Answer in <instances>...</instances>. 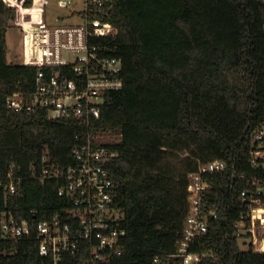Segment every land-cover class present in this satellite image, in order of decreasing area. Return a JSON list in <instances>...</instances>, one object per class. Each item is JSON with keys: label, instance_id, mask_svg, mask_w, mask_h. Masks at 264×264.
<instances>
[{"label": "trees", "instance_id": "1", "mask_svg": "<svg viewBox=\"0 0 264 264\" xmlns=\"http://www.w3.org/2000/svg\"><path fill=\"white\" fill-rule=\"evenodd\" d=\"M33 2L10 7L0 0V169L13 165L27 175L46 158L64 172L87 136L95 145L101 136H117L101 146L116 153L108 171L125 236L123 253L107 264H181L173 255L188 210V177L223 161L222 171L203 176L207 232L189 253L200 255L198 264H264L258 224L256 243L242 237L246 250L235 236L251 208L264 209V161L254 142L264 125V2L106 0L102 20L113 33L94 43L120 59L122 88L106 94L88 127L5 105L7 96L35 87L37 69L6 59V33ZM60 184L26 180L14 195L0 193V221L2 213L17 221L49 219L66 206L56 194ZM37 246L33 234L0 240V264H55ZM56 264H90L88 250L63 253Z\"/></svg>", "mask_w": 264, "mask_h": 264}, {"label": "built area", "instance_id": "2", "mask_svg": "<svg viewBox=\"0 0 264 264\" xmlns=\"http://www.w3.org/2000/svg\"><path fill=\"white\" fill-rule=\"evenodd\" d=\"M2 1L10 7L24 4V0ZM40 2L34 0L33 6ZM64 2L69 6L68 0ZM105 4L106 0H82L81 24L57 27L26 25L28 11H21L19 65L35 68L37 74L30 93L17 92L6 97L5 105L9 110H46L52 119L75 118L87 127L92 118L99 116L106 94L122 88L120 59L107 55L94 43L95 39L113 33V27L102 20L107 15ZM94 140L87 136L84 144L72 150L75 164L64 172L48 165L46 158L42 159L40 168L30 165L27 175L13 165L0 169L2 195H14L26 180H58L61 184L56 194L66 205L46 220L17 221L2 213L0 240L18 241L33 234L38 242V255L51 257L55 264L63 253L77 251L80 246L87 248L90 264H107L111 257L123 253L125 232L120 228L119 212L112 206V182L108 171L116 153L101 146L105 144L102 141L96 140V145L93 144ZM254 142L260 148L255 156L264 161V125L255 132ZM225 167L223 161H213L188 177V210L182 240L173 255L181 259V264H198L200 260V255L189 253V247L207 232L203 176L220 172ZM255 193L260 195L262 189L258 188ZM251 203H258V200ZM248 221L246 226L241 219L236 225L235 236L239 239L245 236L256 243L255 226L258 224L262 228L259 250L264 252V209L251 208ZM153 262L158 260L155 258Z\"/></svg>", "mask_w": 264, "mask_h": 264}, {"label": "rangeland", "instance_id": "3", "mask_svg": "<svg viewBox=\"0 0 264 264\" xmlns=\"http://www.w3.org/2000/svg\"><path fill=\"white\" fill-rule=\"evenodd\" d=\"M10 2L14 0H4ZM65 0H41L29 11L25 19L26 25L57 27L61 25H79L81 19L79 13L83 10L82 0H68L69 6L65 5ZM11 26L6 33V59L8 64L16 65L21 63V37L18 28L19 22ZM99 141L104 143L116 142L117 136H101ZM246 244L240 239V249L246 250Z\"/></svg>", "mask_w": 264, "mask_h": 264}, {"label": "bare ground", "instance_id": "4", "mask_svg": "<svg viewBox=\"0 0 264 264\" xmlns=\"http://www.w3.org/2000/svg\"><path fill=\"white\" fill-rule=\"evenodd\" d=\"M259 213H261V211H259Z\"/></svg>", "mask_w": 264, "mask_h": 264}]
</instances>
